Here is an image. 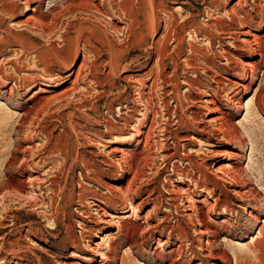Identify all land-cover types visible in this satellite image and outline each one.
<instances>
[{"label":"rangeland","instance_id":"374dc122","mask_svg":"<svg viewBox=\"0 0 264 264\" xmlns=\"http://www.w3.org/2000/svg\"><path fill=\"white\" fill-rule=\"evenodd\" d=\"M36 5L0 0V264H91L96 253L97 264H171L173 251L177 264H225L206 257L207 236L184 217H195L196 206L219 225L220 250L239 254V264H264V114L251 101L262 72L240 97L242 107L228 101L244 92L242 69L254 60L240 54L245 37L228 11L251 13L262 37L264 0H43L45 22L35 17ZM215 21L236 35L211 28ZM213 80L244 148L200 133L217 114L214 106L197 109L216 88ZM176 91L187 100L180 108ZM200 166L212 182L204 183ZM218 168L246 171L233 183ZM198 179L196 200L177 195ZM249 189L260 202L243 198Z\"/></svg>","mask_w":264,"mask_h":264},{"label":"bare ground","instance_id":"6f19581e","mask_svg":"<svg viewBox=\"0 0 264 264\" xmlns=\"http://www.w3.org/2000/svg\"><path fill=\"white\" fill-rule=\"evenodd\" d=\"M35 1L37 3V5L35 6V8L33 9V12H34L35 17L38 18V19H40L43 22L47 21V16H41V11H40L43 0H35ZM228 13H229L228 18L230 17L231 22L236 20L237 23H239V30H240V32H238V33L236 32V34H240V35H243L245 37L240 42L241 44L244 45V48L239 49L240 50V54L242 56H245V57L252 56V58H254L253 61L252 60L246 61L245 64H244V67L242 69L241 77H242V80L244 81V84H242V85L239 84V85H240V87H242L244 89V92H242V90H239L237 92H232L231 98H233L232 100H236V101L234 102V101L228 100L229 102L232 103V105L234 106L235 110H238L240 107H242L241 102L239 101L240 100V97L245 92H247L248 90H250V87L254 83V81L256 80V78L258 79L257 76H258V73L259 72H262L261 74H262V78L264 80V36H262V37L261 36H256L255 35V32H254L255 30H252L251 27H252V22H253V16H252L251 13H247L245 11L243 12L241 10L239 11L237 9L236 10L233 9L231 11H228ZM243 14L245 15V17L247 19H250L251 20L250 23L242 20L244 18L243 17ZM263 23H264V15L261 18V23L259 24V26L261 27ZM210 27L218 30L219 33L226 34V35L228 34L229 37H233V36L236 35V34H234L232 32H229V30L228 31H226V30L225 31H222L221 30L222 25H221V23H219V21L218 22L215 21L213 24L210 25ZM234 40H236V39L234 38ZM240 48H241V46H240ZM192 53L193 52L191 51V54ZM222 59H224V61H225L226 69L233 71L234 68L231 67L232 63L233 64L235 63L233 61V55H230L229 53H226V56H224ZM190 61H191V59L188 58L187 59V63L189 65V67L191 69L196 70V68L194 67V65ZM204 70L206 71V70H208V68H204ZM160 78H161V76H158V79L159 80H160ZM213 82L216 85V88L215 87H210L209 90H208V92L205 93L204 97L203 98H199V100H198L197 103L200 104V105L198 106L197 109H199V110L209 109L211 106H214V107H217V108H215V110H213V111H215V113H217V114H216L215 117L209 119L208 122H207V123H210L211 124V128L210 127H206L204 129H201L200 130V133L203 136V134L206 131H208V134L210 135V137L213 138V139H215V140H217V141H221V140L232 141V142L237 143V145H239V146H241V147L244 148V145H245L244 143H246V142L242 139V137H240V134L238 132V127H237L238 125H236V124L234 125L232 123H229L228 120L226 119V117L224 116V114L221 113V108H220V106L218 104L219 103L218 100L220 99V97L221 98H223V97L219 94V91L217 89L219 87V81L213 80ZM245 83H248V84L245 85ZM185 84L189 87V89H192L194 87V85L192 83H190L189 81H186ZM175 90H176V88H175ZM220 90H221V88H220ZM39 93L40 92H36L35 95H38ZM139 95H140L141 101H144L145 94L144 93H139ZM148 95H149V98L147 99V104L145 103L146 104L145 105V107H146L145 109H148L149 106H152V98H151L150 94H148ZM175 96H176L175 97V102H176L177 106L179 108L182 107L183 106L182 105L183 102L184 101H187V100H184L183 101L180 98V94H179L178 91H176ZM226 97H228V96H226ZM251 101L256 106V108L258 109V111L260 112V114H264V81L261 82L260 86L257 88V90H256L253 98L251 99ZM168 109H169L168 106H164V110H165V113L166 114L168 113ZM177 119L179 120L178 121V124L179 125L182 124V122L185 120L183 116H178ZM190 119H194V118H190ZM155 122H156V118L153 121V123H155ZM166 132H167V129H166V126H165V128L163 129V132L162 133H165L166 134ZM165 134L164 135H160V136L163 137L162 140H161L162 143L163 144L165 143V145H162L163 147L167 145V142L169 140V137L167 138V136ZM152 135L153 134H151V133L148 134L147 139H146L145 149H149V147L151 146L150 145V141L152 139L151 138ZM211 138H208V141ZM140 144H141V141L139 142L138 145H140ZM142 155H143V153H142ZM172 155L173 154H170V153L166 154V156L163 157L164 158V161H168L172 157ZM191 156L188 154L186 156V160L189 162V164L193 165L194 164V160H193V157H191ZM181 160H182V158H181ZM134 169H135V166H133V164H130L129 163L128 173L133 172ZM198 169H199L198 173H199L201 179L204 181V183L207 182V181H211L212 182L213 179H211L209 176H207V174L204 171V167L203 166H200ZM244 171H246V170L245 169H239V170H237V171H235L233 173H230V172H226V169L225 168H221V169L218 168L216 170V173H218V174H225V175H227L231 179V181L233 183H237V182L240 181V178H239L240 175L242 173H243L242 175H244ZM245 176H246V173H245ZM187 181L192 182V180H190V179L187 180ZM201 181H200V179H198L196 181H193L195 183V189L194 190H192L191 188H188L186 190L180 189L178 191L177 195L184 196V194H186V195H188L190 197L189 198L190 200H196L195 199V196H194L195 195L194 193L196 191V188L197 189H200L201 188V184H202ZM246 182H248V181H246ZM44 184H47V188L50 189V191L53 192V194H56L57 193L54 190V186L56 185V183L54 181H51V180L47 179L44 182ZM21 185H23V184H21ZM21 185L19 187L17 186L18 187L17 189L19 191H26L25 186H21ZM35 185L36 184L33 182L32 185H30V186L34 187ZM203 186H205V185H203ZM205 190L208 191L211 194L213 193L212 190H210L209 188L203 187L202 191H205ZM256 190L255 189L254 190L253 189L245 190V192L243 193V198L245 200H253V201L258 200L255 197ZM124 191H125V189H122V190H120V193L121 192L123 193ZM61 195H62V193L60 194V196ZM237 199H238V197H237ZM52 200H54V199L52 198ZM170 200H176L177 201L176 197H172V198H170ZM259 200H258V202H260ZM216 201L218 203L220 202V204L224 205L225 212H227L229 214H231L233 212L234 209H232L226 202H224L225 200L223 201V200H220V199H216ZM216 205H218V204H216ZM194 213L196 215L195 217L192 214L191 215H184V217H187V218H190L191 219V222L190 223L192 225H194V230L196 231V233H198V234H204L205 236H207V240L208 241H207V250H206L207 251V254H206L207 256L206 257L211 258V259H214V260H218V261L219 260H223L225 264H228L229 262H231L232 259H234L236 261V264H239L240 263V260H241V256L239 254H237V253H234V255L228 254L227 252H224V251L220 250L216 246L215 242L218 239V237L221 235V231L219 229V225L216 224L214 222V220L209 215L206 214V212L204 211V208L203 207L196 206V210H195ZM223 223H227V222L225 221ZM179 231H180V234L181 233L184 234V232H183L182 229L179 230ZM263 234H264V227H262L260 229L259 236L260 235L262 236ZM184 236H187V235L184 234ZM126 237H127L128 243H130V245H134L135 244L134 243L135 240H133V238L131 236H129V234ZM183 238H185V237H183ZM108 242H109L108 243V250H107V253L104 254V256H106V258H110V253H111V251L113 249V244H114L113 241H108ZM217 243H218V241H217ZM255 246L256 245L254 244V247H252V248H254V250L256 248ZM173 252L170 253V263L171 264H177L176 260L171 257ZM115 261H117V260H115ZM91 264H97V253L94 255Z\"/></svg>","mask_w":264,"mask_h":264}]
</instances>
